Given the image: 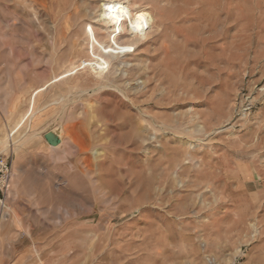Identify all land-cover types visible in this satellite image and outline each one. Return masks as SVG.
<instances>
[{
    "label": "rangeland",
    "instance_id": "374dc122",
    "mask_svg": "<svg viewBox=\"0 0 264 264\" xmlns=\"http://www.w3.org/2000/svg\"><path fill=\"white\" fill-rule=\"evenodd\" d=\"M102 1L0 0V264H264V0H122L127 54Z\"/></svg>",
    "mask_w": 264,
    "mask_h": 264
},
{
    "label": "bare ground",
    "instance_id": "6f19581e",
    "mask_svg": "<svg viewBox=\"0 0 264 264\" xmlns=\"http://www.w3.org/2000/svg\"><path fill=\"white\" fill-rule=\"evenodd\" d=\"M100 8H101L100 11L102 14L101 20L106 25L105 30L108 32L109 26L114 27V29H112V31L108 34V36L104 35V37L102 36V38H103V40H106V38H108L109 41H111V44L117 45L118 46L117 48L120 50V53L127 54V53L131 52L132 47H133L132 44L129 42L119 43L118 38L120 37L122 32L126 29V26L128 28L130 38H134L135 36H138V35L142 36L147 29L149 31L150 28H152L154 26V24H156L155 16L150 10H148L144 7H135L129 1L125 2L122 0H103ZM179 17H180V21H185V20L190 19L189 15L185 14V12L178 14L176 16V19ZM125 19H127V24L124 21ZM67 22L69 23L68 20H65V26L67 25ZM174 22H175V19L172 20V23H174ZM193 24H194V22H193ZM192 25H191V27H192ZM52 26H54V24H52ZM88 27L89 28L84 29L83 32L76 34V40L70 44L69 49L71 51H77L79 49V47H81L79 42H78L80 40V36H81V34H85L91 43L92 54H93V56H95L97 58L95 61V64L97 65V68L99 69L98 72H100L102 74V72H104V70L109 66L108 59L114 58V57L119 58V56H117V55L113 56V54H111L112 51H114V48H112V45L103 46V42H101L99 40V38L97 37L95 29L92 27V25L88 24ZM187 29H189V28H187ZM190 30H193V29L191 28ZM173 32H174V34H178V31H176V30ZM178 36H179V34H178ZM95 53H97V55H95ZM106 53H109V54H106ZM90 65L92 66V68H95V66L93 64H90ZM76 68H77V66H75V64H72L71 68L69 70H67V73L74 71ZM55 78H57V77H55ZM38 93H39V91H36L35 94H33L34 95L32 97L33 101L35 100V97L37 96ZM20 122L21 121H19L17 123V126L20 124ZM5 144H6V149L8 150L10 147V146H8V142H6ZM0 154H2V153H0ZM15 167H16V172H18V177H19L20 169L18 168L17 165H15ZM13 175H17V174L13 173ZM3 207H2V209H3ZM1 235H2V233H0V238L3 236V235L2 236Z\"/></svg>",
    "mask_w": 264,
    "mask_h": 264
},
{
    "label": "built area",
    "instance_id": "2783aa9c",
    "mask_svg": "<svg viewBox=\"0 0 264 264\" xmlns=\"http://www.w3.org/2000/svg\"><path fill=\"white\" fill-rule=\"evenodd\" d=\"M13 180V161L10 154H0V204L9 195Z\"/></svg>",
    "mask_w": 264,
    "mask_h": 264
},
{
    "label": "water",
    "instance_id": "95a60500",
    "mask_svg": "<svg viewBox=\"0 0 264 264\" xmlns=\"http://www.w3.org/2000/svg\"><path fill=\"white\" fill-rule=\"evenodd\" d=\"M44 138L51 146L54 147L60 146V144L62 143L61 134L56 131H47L44 134Z\"/></svg>",
    "mask_w": 264,
    "mask_h": 264
}]
</instances>
